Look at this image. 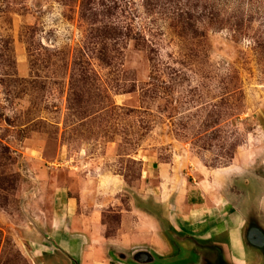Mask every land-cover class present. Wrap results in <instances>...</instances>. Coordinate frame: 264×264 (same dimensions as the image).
Returning <instances> with one entry per match:
<instances>
[{"label": "rangeland", "instance_id": "374dc122", "mask_svg": "<svg viewBox=\"0 0 264 264\" xmlns=\"http://www.w3.org/2000/svg\"><path fill=\"white\" fill-rule=\"evenodd\" d=\"M83 1L0 0V264H264V0Z\"/></svg>", "mask_w": 264, "mask_h": 264}, {"label": "trees", "instance_id": "16d2710c", "mask_svg": "<svg viewBox=\"0 0 264 264\" xmlns=\"http://www.w3.org/2000/svg\"><path fill=\"white\" fill-rule=\"evenodd\" d=\"M93 0H84L82 3V11H83V16H84V20H87L88 22H91L94 19H91L87 16V14H90V17L92 16L93 18H98V16H106L107 13L109 14V18H115L117 17V15L119 14L118 11V2L116 1H107V4L105 3L104 0H97L100 1L99 3L103 2L102 6L104 8V12L101 15V10L97 9V8H93L92 9V5L95 4L92 2ZM159 0H147V4L146 6V10L148 11L149 14L152 15L156 14L155 10L156 7L159 6L160 4L158 3ZM170 2H172V0H170ZM115 3V4H114ZM117 3V4H116ZM109 4V5H108ZM240 8V7H239ZM129 10L132 11L131 8V4H129ZM182 13H179V19L180 21L182 20V26L184 27L183 33L184 32H188V30L192 28V17L191 15H188V13H186L183 9V11H181ZM171 13H170V18H171ZM177 15V14H176ZM128 16L129 18H127L126 21H122L119 18H116V20H118L117 22H112L111 20L108 21V26H106V33L103 36H99L101 39H96L98 42L94 43L93 45L96 47L89 48V50H87V47L84 48L83 55L89 56V53H93L96 51H100L99 47L101 45L107 46L108 41H110V43L112 44L111 46L113 48L117 47L120 45V42L123 41L124 38H126V41H134L137 42L139 44H142L143 46H147L148 44L153 45V43L147 39V36L145 35L146 29H144V32L142 30H139L138 28H135V24L133 23L132 20V16L135 17V15H133V13H129L128 12ZM219 16H217L216 18H214L215 20H219L218 18ZM86 18V19H85ZM108 18V17H107ZM235 18H237L235 16ZM243 19L244 15H243ZM93 21L94 23H96V21ZM142 31V32H141ZM126 32V34H125ZM97 52V53H98ZM83 56V57H84ZM101 62H104L102 58L99 59Z\"/></svg>", "mask_w": 264, "mask_h": 264}, {"label": "crops", "instance_id": "0c3cea01", "mask_svg": "<svg viewBox=\"0 0 264 264\" xmlns=\"http://www.w3.org/2000/svg\"><path fill=\"white\" fill-rule=\"evenodd\" d=\"M61 199L62 200H64V199H66V201H63L64 203H62V205H64V210H63V212H66V211H70L69 209L71 208V206H72V203H71V199L69 198V197H65L64 195H60V201H61ZM194 207H198V206H200L199 204L197 205H193ZM207 208V207H206ZM208 209V208H207ZM206 209L205 208H203L202 210H200V209H192V213H195V212H197V214H202V213H204L203 211H205ZM208 211H211L210 209H208ZM120 214H121V225H120V229H119V231H124V229H125V227H126V212H124V211H122V212H120ZM60 216H61V214H60ZM207 221V220H206ZM208 222H211V221H209L208 220ZM143 228V227H142ZM141 228V229H142ZM144 229L145 230H147V231H150V230H152L153 228H152V226L150 225V226H145L144 227ZM158 229V228H157ZM129 236H132V234H130ZM128 236V238H130ZM124 237H126V236H124ZM153 237V241H151L152 243H149V244H151L152 246H156L158 249H160V250H164L165 248V245H164V241H163V239H161L159 236L157 237L156 235H153L152 236ZM127 238V237H126ZM138 242V241H137ZM141 242V241H140ZM147 242V241H146ZM125 244H126V242H125ZM120 252V251H119ZM118 252V253H119ZM122 253H124V252H122Z\"/></svg>", "mask_w": 264, "mask_h": 264}, {"label": "water", "instance_id": "95a60500", "mask_svg": "<svg viewBox=\"0 0 264 264\" xmlns=\"http://www.w3.org/2000/svg\"><path fill=\"white\" fill-rule=\"evenodd\" d=\"M171 235L173 236L174 239H177V237H174L176 235H174L173 233H171ZM254 237H256L258 240H255ZM185 238L195 241L193 239V237H190V236L189 237H185ZM249 241H250V243L252 245L253 250L258 251V250H261L262 248L264 250V236H263V234L253 231L252 236L249 237ZM216 248H219V247H216ZM132 259H133V262H135V263L136 262H140V261H144L145 264H147V263L148 264H153L154 262H156L155 257H152V254L149 251H146V253L145 252H140L138 254L134 253L133 256H132ZM220 262H221V264H228L223 259V257H222V260Z\"/></svg>", "mask_w": 264, "mask_h": 264}]
</instances>
